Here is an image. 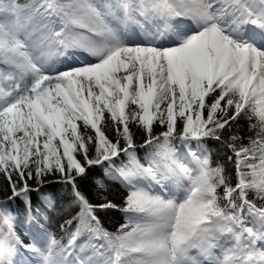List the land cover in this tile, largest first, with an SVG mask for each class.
I'll use <instances>...</instances> for the list:
<instances>
[{"label": "snow or ice", "instance_id": "obj_1", "mask_svg": "<svg viewBox=\"0 0 264 264\" xmlns=\"http://www.w3.org/2000/svg\"><path fill=\"white\" fill-rule=\"evenodd\" d=\"M102 165L122 205L81 189ZM0 181L8 264H264V0H0ZM50 183L78 211L40 246L13 208L47 222Z\"/></svg>", "mask_w": 264, "mask_h": 264}, {"label": "trees", "instance_id": "obj_2", "mask_svg": "<svg viewBox=\"0 0 264 264\" xmlns=\"http://www.w3.org/2000/svg\"><path fill=\"white\" fill-rule=\"evenodd\" d=\"M156 131H160L159 127L156 128ZM134 133L136 143L138 145L141 144L144 139L143 132L134 129ZM241 134L245 137L247 135H250V133L247 132L246 125L242 129ZM225 135H227V133H225ZM205 144L211 150L213 163H215L216 161L223 162L227 169V172L229 174H234L233 164L232 162L227 160V156L231 155V153L228 152L222 146V144L216 140H206ZM149 151L150 150L148 148H138V154L142 162L145 160L146 154ZM117 163H119V161ZM106 167L107 165H102L90 169L87 176L79 181L80 187L90 199V201L94 204H98L102 200L107 199L115 202L117 205H122L129 189H127L119 180H117L110 174V172L113 171L110 170L109 174L105 175L104 169ZM49 179L51 180L52 177H49ZM97 180H99V182H102L103 187L98 186ZM2 184L3 182L0 181V186H2ZM41 191L43 193L51 194L54 201V207L53 210L48 211L49 219L47 222H44V220L40 219L39 216H36V219L40 221L43 227L49 230L56 238H60L63 235L59 228L60 223L63 222L66 218L75 215L78 211V207L75 204L71 203L72 194L67 185L50 183L46 185ZM3 195H5V193L0 192V196ZM32 202L34 205H40L41 208L44 207V205L38 199L36 193L32 194ZM13 210L18 212L19 214V219L17 221H25L30 218L24 204L20 200H17L15 202ZM97 215L103 222L104 227L111 231H115L120 224L124 223L125 220L124 213L115 209L99 211ZM3 227V224H0V229H2Z\"/></svg>", "mask_w": 264, "mask_h": 264}, {"label": "bare ground", "instance_id": "obj_3", "mask_svg": "<svg viewBox=\"0 0 264 264\" xmlns=\"http://www.w3.org/2000/svg\"><path fill=\"white\" fill-rule=\"evenodd\" d=\"M96 2H98V3H105L106 2V0H96ZM132 31L133 32H137L138 31V29H135V28H133L132 29ZM139 39H141V37H137V40L139 41ZM77 59L78 60H80V61H84V62H89V61H91V62H95L94 61V58H91V57H89L87 54H85V53H77ZM74 63V64H73ZM72 64L75 66V64H76V61L74 60V61H72ZM182 155H183V153H182ZM36 236H38V238H39V245L40 246H44L46 243H47V236L46 235H38L39 233L38 232H36ZM24 255L25 256H29V257H31V255L32 254H30V253H24ZM20 259H22V257H20L19 256V254L17 255V257H16V260H20Z\"/></svg>", "mask_w": 264, "mask_h": 264}, {"label": "clouds", "instance_id": "obj_4", "mask_svg": "<svg viewBox=\"0 0 264 264\" xmlns=\"http://www.w3.org/2000/svg\"><path fill=\"white\" fill-rule=\"evenodd\" d=\"M5 224L11 230L12 224L10 217H6ZM14 257V251L9 247L7 241H0V264H8Z\"/></svg>", "mask_w": 264, "mask_h": 264}, {"label": "rangeland", "instance_id": "obj_5", "mask_svg": "<svg viewBox=\"0 0 264 264\" xmlns=\"http://www.w3.org/2000/svg\"><path fill=\"white\" fill-rule=\"evenodd\" d=\"M23 225V224H22ZM29 226H31V227H35V228H39L40 230H43V229H41V227L39 226V225H37L36 224V222H34V220H31V222L30 223H28L27 225H23V227H26L27 229H29ZM44 231V230H43Z\"/></svg>", "mask_w": 264, "mask_h": 264}]
</instances>
